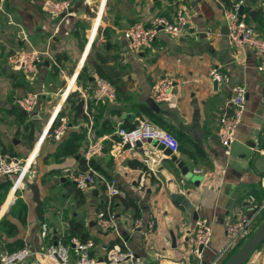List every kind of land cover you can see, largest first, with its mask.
Masks as SVG:
<instances>
[{
    "label": "crops",
    "instance_id": "0c3cea01",
    "mask_svg": "<svg viewBox=\"0 0 264 264\" xmlns=\"http://www.w3.org/2000/svg\"><path fill=\"white\" fill-rule=\"evenodd\" d=\"M69 1L73 15L52 19L43 12L44 0H0L3 9L0 13V70L8 67L15 72L10 75L11 107H15L14 100L17 98L28 93H41V103L33 120L38 122L47 113L52 115L51 108L56 101L55 106H61L71 130L86 129L87 146L90 142H101V152L93 162L107 173L108 179L116 181L120 190L119 196L113 200L114 207L112 205L117 226L108 232L97 229L96 216L103 209L98 210V207H104L103 185L97 183L90 190L83 191L82 201L67 184L70 180L64 170H78L84 146L78 156L55 162L48 157L56 149V143L50 137V142L42 146L38 143L35 146L24 144L13 147L20 157L11 161L22 163L32 154L36 156L27 177V181H31H26L17 191L10 189L1 201L0 220L7 218L16 224L19 229L16 238L23 241L24 247L35 252V256L24 264H60L57 260L46 258L44 251L68 233L71 222L78 223L87 234L88 241L94 243L90 255L99 264H104L112 243L130 250L136 264H208L226 245V222L248 217L251 209L264 196L260 186L264 177V72L257 69L258 61L251 49H237L229 43L223 17V7L241 2L243 22L264 36L261 16L264 0ZM178 12L186 16L185 25H188L183 35L170 38L159 31L150 48L138 54L131 50L125 37L131 25L141 24L148 28L153 19L163 17L173 21ZM253 12H257V16L251 15ZM87 32L92 33V43L84 57L89 37ZM201 33L206 34L203 40L199 37ZM103 34H108L109 40H105ZM93 43L96 48L106 51L112 46L116 48L114 53L119 56L118 66L124 68L123 80L127 83L126 95L130 99L128 104L117 102L116 97L112 102L96 99L94 78L99 76L85 66ZM33 49L46 53L34 74L27 76L11 68V55ZM212 67H218L228 75V85L215 86L210 81L208 72ZM75 73L78 75L73 90L62 101L60 93L65 91L66 83ZM80 73L88 78L78 80ZM162 79L171 80L173 88L169 102L157 104L159 113L184 135L182 146L179 144L178 152L167 156L163 149L147 142L113 159L110 150L112 144L118 141L114 134L116 129L147 121L132 113L130 107L134 103L148 105V101L152 100L153 86ZM232 86H243L247 96L235 140L228 154H224L217 134L222 117L229 113ZM79 91L88 99L87 113L92 126L99 110L101 117L109 118L115 126L113 134L94 138L96 132L92 126L89 127L83 106L82 114L86 120H73L71 103L66 100L73 101L75 94L80 99ZM103 102L107 103V109L100 107ZM116 109L119 113L115 115L112 110ZM5 142L0 140V146H7ZM144 150L162 156V162L157 167L156 176L147 179L146 195L142 197L136 188L145 169L131 164L144 166ZM190 153L193 157L189 156ZM0 158L11 162L7 156L0 154ZM194 170H199L201 174H194ZM184 172L188 174L186 177ZM14 177H3L0 181L9 180L12 183ZM192 178H197L198 182L193 183ZM32 182L39 189L42 222L35 214L32 194L25 188ZM174 195L183 196V202L176 203ZM17 197L28 208L24 226L9 216V209ZM131 202L137 210L125 208V204ZM260 217L255 225L261 224ZM197 219H206L212 228L211 242L203 253L201 263L191 254V235ZM136 221L141 224L138 229L134 228ZM150 221L154 223V230L146 235ZM43 224L48 231L45 238L40 236ZM1 238L4 242L12 241L4 236ZM3 251L7 252L4 243H0V253ZM258 255L259 264H264V245L258 249Z\"/></svg>",
    "mask_w": 264,
    "mask_h": 264
},
{
    "label": "built area",
    "instance_id": "2783aa9c",
    "mask_svg": "<svg viewBox=\"0 0 264 264\" xmlns=\"http://www.w3.org/2000/svg\"><path fill=\"white\" fill-rule=\"evenodd\" d=\"M240 3L231 4L230 7H223V17L228 30L229 43L237 48L242 49L247 47L252 50L257 58V69L264 72V36L257 34L255 29L246 25L239 14ZM43 12L52 19L70 18L72 13V4L69 0H44L42 6ZM0 13H3L0 5ZM262 19L264 21V9L262 10ZM185 19L181 12H178L173 21H169L163 17H157L151 22V26L145 28L141 24L131 25L125 32V37L129 42L131 50L138 54L144 49L151 47L156 35L159 31L164 32L170 38H178L185 32ZM46 53H41L36 50L15 52L9 57V65L15 71H21L25 75L30 76L36 72V66L39 64L42 56ZM78 73L71 76L66 83L65 91L60 93L61 100L64 101L73 90ZM208 78L216 84H229V77L222 72L218 67H212L208 72ZM96 91L99 94L97 100H106L112 102L115 100L114 87L104 79L99 77L94 78ZM173 82L171 80H159L152 89V100L156 104L169 102ZM82 106L84 107L85 115L89 119V127L92 126V121L87 113L88 99L86 95L79 91ZM246 90L243 86L230 87L229 98V113L225 114L220 123L218 130V140L223 147L224 154H228L230 145L234 142L237 133V128L241 122L244 105L246 101ZM42 99L41 93H28L23 97L14 100V105L26 116L32 118L36 110L39 108ZM61 106H57L48 121V127L43 135L52 138L53 141H59L69 128L68 119L66 116H60ZM115 136L118 141L112 144L110 154L113 159L121 156L127 151H134L144 143L162 146L168 150L171 155L178 152L179 143L177 139L169 132L160 127L147 122L141 121L132 129L117 128ZM101 142H90L86 150L82 154V158L86 169L80 170H64L67 178L79 191H88L95 184L100 183L104 186V207L97 213L96 226L100 232H108L116 229L117 219L112 210L113 200L120 194L116 181L113 179H104L96 172L91 162L101 152ZM36 154H32L22 163L17 161L6 162L0 158V176L9 178L14 175L11 189L19 190L27 181L28 173L31 170L33 160ZM162 162V156H158L151 150H144L142 163L145 166V171L138 181L136 192L140 196H145L147 191V179L153 178L157 174V167ZM194 174L200 175L199 170H194ZM260 186L264 193V177L260 180ZM254 203V200L251 199ZM264 210V196L259 204L251 209V214L246 218H241L235 221H229L225 224L226 245L221 252L216 255L208 264H221V262L236 248L241 241L246 240L252 233V226L260 217ZM140 221L135 222V229L140 227ZM154 223L150 221L147 224L146 235L152 234ZM47 226L41 225L40 236H47ZM212 238V228L206 219H197L191 235V254L198 262L203 261V253L209 247ZM94 248L92 241L81 242L76 238L64 239L62 235L55 244L46 247L44 255L46 258L58 260L60 264H99L91 257L90 252ZM35 252L28 247H24L14 252H1L0 264H24L28 259L33 258ZM104 264H136L134 254L123 247H114L107 252Z\"/></svg>",
    "mask_w": 264,
    "mask_h": 264
},
{
    "label": "trees",
    "instance_id": "16d2710c",
    "mask_svg": "<svg viewBox=\"0 0 264 264\" xmlns=\"http://www.w3.org/2000/svg\"><path fill=\"white\" fill-rule=\"evenodd\" d=\"M257 14H258L257 12L251 13V15H255V16H257ZM75 34L78 35V32L75 31ZM103 37L105 40H109L110 38L108 34H103ZM114 51H116V48L114 46H112L109 50L106 51L105 49H102V48H96V46L93 43L91 53L88 55L86 59L85 66L90 69L91 73L96 74L100 78L107 80L111 85L114 86L117 102L128 104L130 102V99L126 95V89H127L126 84L127 83L123 80V77L125 75L124 68L118 66L119 56L118 54H115ZM56 60L59 61V58L56 57ZM87 78L88 77H86L84 73H80L78 80L85 81ZM16 85L17 84H14V87H17ZM18 87H22V85L18 84ZM73 96H75V99L73 101L66 100L67 103H71L70 113L73 116V120L79 118L85 121L86 117L82 114V102L78 97H76V94ZM100 107H102L103 109H107L108 105L106 102H103L102 106ZM130 110L132 113H134L138 117H143L148 122L171 133L177 139L178 143L182 146L184 142V135L177 128L168 124L160 113H155L148 105L139 104V103H134L130 107ZM5 111L9 116L15 119L18 126L24 127V133H26V135L23 136V138H25L26 140V145L31 146L34 142L33 126L35 123H37V121L33 120L32 118L30 120H27L26 115L23 114V112H21L16 106L15 107L13 106L11 108H6ZM112 111H113L112 113L115 115L116 113H119L118 109L112 110ZM62 115H64L63 110L60 112V116ZM135 126L136 125L133 124L129 127L122 126L121 128L129 130V129L134 128ZM92 129L96 132L95 134L96 137L94 136V138H97V137H101L107 134H113L115 131V126L113 125L112 121L109 118H102L98 110L94 116V123H93ZM18 134L19 132H17V135ZM55 143H56L55 151L51 155L48 156V157L53 158L55 162H61L68 157L78 156L79 152L84 146L83 151H82V154H83V152L87 148L86 129L81 128L79 130H71L70 128H68L65 131L64 135L62 136V138ZM0 154L3 157L7 156L8 161L16 160L20 157L19 154H16L14 152L13 146L1 145ZM189 156L193 157V154L190 153ZM79 160L80 161L78 163V166H79L78 170L83 171L86 169L83 158ZM131 165L133 167L140 166L142 170L145 169L144 166H141V164L139 163H132ZM91 166L95 171L99 172L107 179L109 178L107 173L102 168L97 166L93 161L91 162ZM1 178L3 177L0 176V180ZM67 184L70 185L71 188L75 191L76 196H78L83 201L84 199L83 192L77 190L72 185L71 182H68ZM11 187H12V183L9 180L0 181V198H1L0 204H1V201L7 195L8 191L11 189ZM113 207H114V204H113ZM101 208H103V205H100L98 207V210H100ZM125 208L126 209L133 208L137 210L136 205L132 202L126 203ZM27 212H28L27 205L24 203V201L20 197H17V199L15 200V202L12 204V206L9 209V216L12 219L16 220L19 225L24 226L27 221ZM263 220H264V212L262 213L259 222L262 223ZM18 233H19V229L16 224L12 223L7 218H2L0 220V243H4V248L7 252L11 253V252L24 248L23 241L16 238L18 236ZM252 234L253 233H251V235ZM2 236H4L7 239H12V241L10 243L4 242L1 238ZM72 237L78 238L81 242L88 241V236L87 234L83 232V228L78 223H74V222H71L68 233L64 235V239L68 240L69 238H72ZM244 242L245 240L241 241L238 248L233 250L225 258L222 264H225L226 261L244 244ZM262 245H264V242L257 249H259ZM116 246H119V244L112 243L108 247V251Z\"/></svg>",
    "mask_w": 264,
    "mask_h": 264
},
{
    "label": "rangeland",
    "instance_id": "374dc122",
    "mask_svg": "<svg viewBox=\"0 0 264 264\" xmlns=\"http://www.w3.org/2000/svg\"><path fill=\"white\" fill-rule=\"evenodd\" d=\"M88 39L89 37H87L86 43L88 42ZM12 73H15V72L11 71L8 67L6 68V70H0V140L6 141L5 143L7 144V146H13L15 148H18L26 144V140L25 138H23V136L26 135V133H24V127L18 126L15 119L9 116L5 111L6 108H10L12 105L11 104L12 100H11V95H10L11 93L10 75ZM55 105H56V101L52 105L51 113L54 112L55 107H56ZM50 117H51V114L47 113L45 116L42 117L41 121H38L37 123L34 124L33 126V131H34L33 145L34 146L38 142L40 143V146L50 142V139L48 136L45 137L44 139L42 136L44 130H46L48 127V121ZM17 132H19L18 135H17ZM30 181L31 179L27 182H30ZM257 228H258L257 224L256 225L254 224L251 229L252 233H254ZM224 260L221 262V264L224 262ZM251 262H253L254 264H259L260 261H259L258 249L249 257L246 264H250Z\"/></svg>",
    "mask_w": 264,
    "mask_h": 264
},
{
    "label": "water",
    "instance_id": "95a60500",
    "mask_svg": "<svg viewBox=\"0 0 264 264\" xmlns=\"http://www.w3.org/2000/svg\"><path fill=\"white\" fill-rule=\"evenodd\" d=\"M242 13H243V7L241 6L239 8V14L241 15ZM185 17L186 16H184V19H185ZM187 28H188V25H185V29H187ZM87 35L90 38H89V40L87 42V46H86L87 47V51L85 52L84 57H85L86 53L88 52V50L90 49L91 43H92V33L91 32H87ZM199 37L203 40V39L206 38V34L205 33H201V34H199ZM107 46H109V44ZM91 81H93V80H91ZM214 85L216 86L217 84L214 83ZM98 95L99 94L97 93V96ZM148 105L155 113H159V107L153 100L148 101ZM45 132H46V130H44L43 135H44ZM38 143H37V145H38ZM138 145H140V144H138ZM159 147L161 149H163L162 146H159ZM163 150H164L165 155H167V156L171 155V153L168 150H166V149H163ZM172 160L175 161V157H173ZM183 174H184L185 177L188 175L186 172H184ZM191 180L193 181V183L194 182H198L197 178H192ZM27 188L30 190V192L32 194V202L35 204V214L37 216V219H38L39 222H42L43 221V215H42V212H41L42 203H41V200H40L39 189H38V187L36 186V184L34 182L28 183L27 184ZM173 200L176 203H181V202H183L184 198H183V196H180V195H174L173 196ZM263 242H264V220L258 226L256 231L226 261L225 264H246V262L248 261L249 257L257 250V248Z\"/></svg>",
    "mask_w": 264,
    "mask_h": 264
}]
</instances>
